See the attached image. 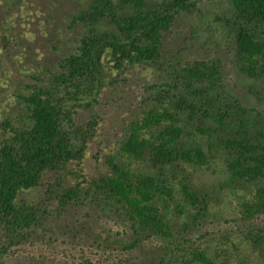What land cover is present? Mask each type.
I'll return each instance as SVG.
<instances>
[{
    "label": "trees",
    "instance_id": "16d2710c",
    "mask_svg": "<svg viewBox=\"0 0 264 264\" xmlns=\"http://www.w3.org/2000/svg\"><path fill=\"white\" fill-rule=\"evenodd\" d=\"M229 2L236 67L264 78V0ZM192 8L187 0H96L69 25L46 15L53 57L39 59L27 92L17 95L21 113L2 126L0 264L60 223L71 230L81 211L125 229L123 237L97 234L96 243L144 251L125 264H264V223L253 221L264 214L263 116L225 92L220 58L167 57L166 35ZM136 68L161 71V80L144 87L118 139L104 147L105 169L87 176L82 163L93 134L77 107ZM218 155L227 188L241 193L236 211L246 226L211 248L190 236L212 204L189 174ZM153 241L160 246L152 249Z\"/></svg>",
    "mask_w": 264,
    "mask_h": 264
},
{
    "label": "rangeland",
    "instance_id": "374dc122",
    "mask_svg": "<svg viewBox=\"0 0 264 264\" xmlns=\"http://www.w3.org/2000/svg\"><path fill=\"white\" fill-rule=\"evenodd\" d=\"M96 0H0V138L3 123L22 111L18 94L27 92L37 63L45 55L53 57L47 41L45 17L52 14L58 25H69L72 13L89 8ZM193 7L178 16L164 40L167 57L180 60L220 58L222 83L227 94L236 97L248 108L257 109L264 120V78H249L241 74L235 63L237 15L229 0H187ZM69 22V23H68ZM123 77V79H122ZM116 83L106 86L100 96L81 100L77 119L92 140L83 159L87 176L105 169L104 147L115 142L128 113L135 107L138 96L152 82L161 80V71L148 72L136 68ZM126 113V114H125ZM192 187L211 202V213L192 229L190 236L196 245L208 242L219 245L224 236L235 234L246 226L236 211L239 190L230 192L224 179L227 171L224 155H218L210 167L191 168ZM36 191L35 195H40ZM35 198V196L32 195ZM73 218V228L64 222L42 240L14 247L2 264H125L145 255L143 250L115 251L94 241L97 234L123 237L125 229L100 215L88 219L85 211ZM264 223V214L253 219ZM72 224L69 227H72ZM153 241L152 249L160 246ZM149 245L147 244L146 250Z\"/></svg>",
    "mask_w": 264,
    "mask_h": 264
}]
</instances>
